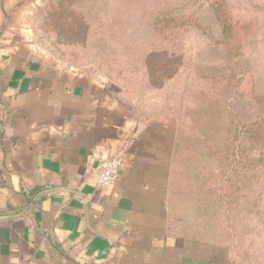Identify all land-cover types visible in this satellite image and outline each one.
<instances>
[{"label":"crops","instance_id":"crops-1","mask_svg":"<svg viewBox=\"0 0 264 264\" xmlns=\"http://www.w3.org/2000/svg\"><path fill=\"white\" fill-rule=\"evenodd\" d=\"M44 1L0 0V264H232L211 217L173 226L176 125L43 56L26 19Z\"/></svg>","mask_w":264,"mask_h":264},{"label":"rangeland","instance_id":"rangeland-1","mask_svg":"<svg viewBox=\"0 0 264 264\" xmlns=\"http://www.w3.org/2000/svg\"><path fill=\"white\" fill-rule=\"evenodd\" d=\"M218 13L227 20L231 37L223 35ZM26 20L43 56L103 80L141 118L158 114L198 140L197 131H204L198 149L192 147L196 160L186 159L196 174L193 186L184 182L191 192L174 194L173 226L181 230L183 217L227 218L220 222L221 232L236 243L240 261L264 264L260 138L246 136L242 142L228 136L233 172L227 174L232 202L226 210L213 195L198 191L208 174L214 186L219 167L211 154L220 138L212 136L208 123L239 127L244 137L246 116L264 114V0H46ZM238 99L240 111L232 104Z\"/></svg>","mask_w":264,"mask_h":264},{"label":"trees","instance_id":"trees-1","mask_svg":"<svg viewBox=\"0 0 264 264\" xmlns=\"http://www.w3.org/2000/svg\"><path fill=\"white\" fill-rule=\"evenodd\" d=\"M49 3H53L55 1H59V0H48ZM218 16L220 18V21L222 23V27H223V35H226L228 37H231V30L228 27L229 25H227V20L225 18H223V16H221L220 13H218ZM241 83V80H237L236 81V89L238 91V86ZM236 96V94L234 95ZM238 97V96H236ZM232 104L236 107L237 111L241 110V102L240 99L232 102ZM225 110H227V108H225ZM204 114V113H202ZM220 121H224L225 119H223V116L220 117ZM219 119V118H217ZM247 125L245 126L246 129L249 130V132H244V137L241 135H239V127H222L219 125H215L212 123V125L210 123H208L207 127L211 128L212 127V136L220 138L219 142H213L212 144V154L215 157H220V159L215 158L218 162H219V167H218V173L217 174H213V176H215L216 178V183L214 184V186L211 187L210 184V178L211 175L207 176V183L206 180L202 181V185L200 184V186L198 187V191L200 194H202L203 192H206L205 194H207L208 196L213 195L215 198H217L216 200L218 201V203L220 204V206L222 207L221 210H226L227 209V205L228 203L232 202V198L230 194L232 193H228V189L229 187L227 186V181L229 176L227 175L228 173H232V170H229L230 168V164L227 162L228 161V149H229V140H228V136L232 135V136H236L237 137H241L242 142L247 141V137H249V139L251 140L253 137H257L260 138V142L259 144L262 145V147H264V114L263 116H259L256 119H250L249 116H246L245 120H244ZM239 125H240V121H238ZM242 125V124H241ZM179 127V128H178ZM177 128V136H176V142L174 145V149H173V153L171 154V159H170V164H169V170H170V200L172 202V204L175 205L174 203V194L178 193L180 195H184L186 192L190 191L191 192V187L189 185H184V182H187L188 180H190V183L193 182L194 177H195V172L193 165H189L186 163V159H189L190 157L194 158L196 160V154L198 151H196V149H194V151L192 152V147L196 146L197 144V149H198V144H200V138H205L204 137V131L202 130H198V135H199V140L198 138H190V137H185L184 136V128L183 126H178ZM247 136V137H246ZM242 144V143H241ZM187 148V149H186ZM188 149H190L191 151L188 152ZM233 148V152L235 151ZM249 150V149H248ZM240 151V150H239ZM237 153V152H235ZM185 155V156H184ZM241 160H243V158H241ZM236 162V160H235ZM182 166V169H178L179 165ZM243 172V171H242ZM195 174V175H194ZM202 175H200V173L198 174V177L200 179ZM206 179V176H205ZM192 184V183H191ZM194 184V183H193ZM192 184V186H193ZM237 186V185H236ZM217 192V193H216ZM204 194V193H203ZM227 218H211V225H213V230H212V239L226 247L229 251L230 254V259H231V263L232 264H243L240 259H239V255L238 253V247L236 245V243L233 242V240L229 239L226 240L225 239V233L223 234L221 231V225L220 222L222 220H226ZM223 231H225L223 229Z\"/></svg>","mask_w":264,"mask_h":264},{"label":"built area","instance_id":"built-area-1","mask_svg":"<svg viewBox=\"0 0 264 264\" xmlns=\"http://www.w3.org/2000/svg\"><path fill=\"white\" fill-rule=\"evenodd\" d=\"M122 168L121 159H112L104 163L97 174L98 185L109 187L114 186L118 182Z\"/></svg>","mask_w":264,"mask_h":264}]
</instances>
